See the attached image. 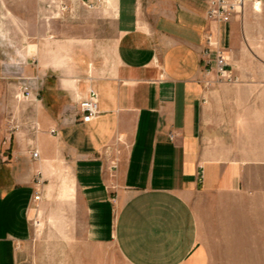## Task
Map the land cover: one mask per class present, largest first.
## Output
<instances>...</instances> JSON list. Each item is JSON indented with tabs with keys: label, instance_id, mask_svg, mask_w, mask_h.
<instances>
[{
	"label": "crops",
	"instance_id": "0c3cea01",
	"mask_svg": "<svg viewBox=\"0 0 264 264\" xmlns=\"http://www.w3.org/2000/svg\"><path fill=\"white\" fill-rule=\"evenodd\" d=\"M207 12L208 0H104L92 23L112 20V51L67 42L34 66L9 65L42 93L36 126L15 136L2 167L0 264H16V242L32 234L36 178L51 193L66 168L87 240L115 245L130 264H216L215 250H264V63L233 64L249 49L264 60V0H247L227 23ZM210 34L228 50L231 82L203 54ZM91 88L100 113L83 122Z\"/></svg>",
	"mask_w": 264,
	"mask_h": 264
},
{
	"label": "rangeland",
	"instance_id": "374dc122",
	"mask_svg": "<svg viewBox=\"0 0 264 264\" xmlns=\"http://www.w3.org/2000/svg\"><path fill=\"white\" fill-rule=\"evenodd\" d=\"M103 1L0 0V66L5 67L0 72V183H3L2 167L12 161L15 136L20 132L26 136L34 129V114L38 111V100L25 96L22 89L23 83L34 79L13 71L9 65L20 61L34 66L40 54L45 55L52 49L59 51L61 44L67 42L71 44L69 48H76L77 44L78 49L87 50L85 44H94L100 52L103 47L112 51V20L103 25L92 23L91 11L101 7ZM257 3L261 2L256 1V8ZM260 7L257 10H262ZM98 34L104 40H93ZM247 53L235 58L233 64L264 63L252 49ZM34 86L36 93H42L38 84ZM35 181L41 186L42 199L35 205L37 219L31 221V236L16 242V264H130L115 245L102 247L87 240L82 205L69 168L54 181L56 187L51 193L45 188L50 180L39 176ZM65 185L72 189V195L63 194ZM227 252L223 255V250H215L216 264H264L263 249Z\"/></svg>",
	"mask_w": 264,
	"mask_h": 264
},
{
	"label": "built area",
	"instance_id": "2783aa9c",
	"mask_svg": "<svg viewBox=\"0 0 264 264\" xmlns=\"http://www.w3.org/2000/svg\"><path fill=\"white\" fill-rule=\"evenodd\" d=\"M247 0H208V12L207 18L217 22H231L234 17L242 15ZM212 51H214L213 57ZM228 50L223 48L218 40L214 39L213 35L210 34L207 37V46L203 52L205 56H209L210 65L212 62L215 63L216 72L220 80L231 82L234 80L233 68L230 63V57L228 56ZM23 94L27 97L38 96L36 89L32 81L25 82L22 84ZM100 113V102L99 94L91 88L89 95L80 104L81 120L83 122H91ZM55 133V130H53ZM32 157L34 159L40 158V152L38 150L32 151ZM42 176L41 174H39ZM34 199L40 201L42 194L40 190H36Z\"/></svg>",
	"mask_w": 264,
	"mask_h": 264
},
{
	"label": "bare ground",
	"instance_id": "6f19581e",
	"mask_svg": "<svg viewBox=\"0 0 264 264\" xmlns=\"http://www.w3.org/2000/svg\"><path fill=\"white\" fill-rule=\"evenodd\" d=\"M257 4H258V5H257V8H258V9H261V7H260L261 4H260V3H257Z\"/></svg>",
	"mask_w": 264,
	"mask_h": 264
}]
</instances>
